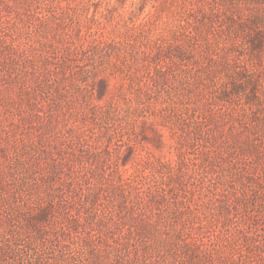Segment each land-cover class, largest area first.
Wrapping results in <instances>:
<instances>
[{
    "label": "rangeland",
    "instance_id": "374dc122",
    "mask_svg": "<svg viewBox=\"0 0 264 264\" xmlns=\"http://www.w3.org/2000/svg\"><path fill=\"white\" fill-rule=\"evenodd\" d=\"M0 264H264V0H0Z\"/></svg>",
    "mask_w": 264,
    "mask_h": 264
}]
</instances>
